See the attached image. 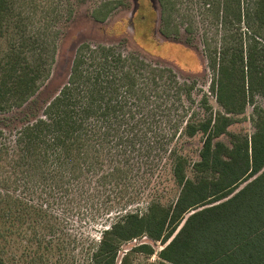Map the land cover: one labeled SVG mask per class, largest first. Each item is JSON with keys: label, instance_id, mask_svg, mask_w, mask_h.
Here are the masks:
<instances>
[{"label": "trees", "instance_id": "obj_1", "mask_svg": "<svg viewBox=\"0 0 264 264\" xmlns=\"http://www.w3.org/2000/svg\"><path fill=\"white\" fill-rule=\"evenodd\" d=\"M203 1L214 17L226 25L247 23L251 33L234 46L226 41L211 56L210 67L217 71L212 91L230 116H215L207 107L211 115L187 121L181 134L202 133L204 143L192 177L187 158L174 152L178 199L169 206L153 201L146 214L129 213L104 231L92 264H118L121 246L142 237L163 246L160 264H264V110L255 109L251 137H236L231 146L219 140L234 124L232 115L244 113L249 97L252 102L256 95L264 98V43L257 39L264 41V0L246 10L243 0ZM111 4L96 11V22H107ZM14 18L13 0H0V38L11 31ZM18 34L0 57V117L6 127L20 128L13 151L2 149L1 156L11 155L13 183L24 179L30 194L31 205L25 206L51 231L58 217L49 207L64 206L65 200L67 207L74 205L73 190L89 195L90 208L105 205L110 188L117 186L113 182L120 184L134 171L133 158L154 161L152 141H163L171 129L160 128L159 113L150 107L152 90L159 87L160 97L171 98L189 86L178 84L172 70L137 55L85 43L58 92L42 95L52 80L46 79L45 48L39 53L37 40ZM161 34L171 37L165 29ZM81 177L88 185L97 180L94 193L85 190ZM14 200L15 206L24 204L19 196ZM141 249L155 253L148 245ZM0 264H7L1 256ZM122 264H130L128 258Z\"/></svg>", "mask_w": 264, "mask_h": 264}, {"label": "rangeland", "instance_id": "obj_2", "mask_svg": "<svg viewBox=\"0 0 264 264\" xmlns=\"http://www.w3.org/2000/svg\"><path fill=\"white\" fill-rule=\"evenodd\" d=\"M253 1L243 0L244 10L249 9ZM13 2L15 18L11 31L0 38V57L16 44L15 40L20 38L18 32L37 40L39 53L45 48L46 79L52 77L42 95L48 90L47 96L58 92L69 76L79 47L85 43L93 48L114 47L126 56L137 55L149 64L172 70L178 84L189 86L182 94H173L171 98L166 95L161 98L159 87L152 90L150 107L159 113L160 128L171 129L165 132L168 136L163 141H152L154 161L141 162L133 158L134 171L123 177L120 184L113 182L117 186L110 188L105 205L90 208L89 195L73 190L74 205L67 207L65 200L64 206L49 207L58 217L51 222L56 225L51 231L46 220L35 219L30 207L25 206L31 205L25 180L21 178L17 184L13 183L11 155H2V158L1 150L13 151L20 126L6 127L7 121L0 117V256L7 264H92V255L104 231L129 213L146 214L153 201L169 206L178 199L181 188L173 174L174 152L178 150L177 155L187 158L186 172L192 177L193 163L200 159L204 143L202 133L193 138L182 135L184 126L187 121L198 123L208 117L211 112L207 107L215 116L228 115L212 91L217 71L210 67L211 56L214 57L226 41L234 46L242 39L248 41L251 33L247 23L226 25L222 18L214 17L203 0H163L164 8L158 0ZM105 2L112 3V9L107 22L98 23L93 17ZM162 29L171 37L162 35ZM159 103L164 107L159 108ZM257 106L264 110V98L256 95L252 102L249 97L244 113L232 115L234 124L219 140L231 146L236 137H251L256 131ZM92 180L88 185L85 177H81L80 183L86 185V191L94 193L97 180ZM17 196L24 204L14 205ZM144 245L152 247L155 253L147 254L141 249ZM162 249L160 243L148 237L135 239L121 246L117 263L122 264L128 258L130 264H160L158 253Z\"/></svg>", "mask_w": 264, "mask_h": 264}]
</instances>
